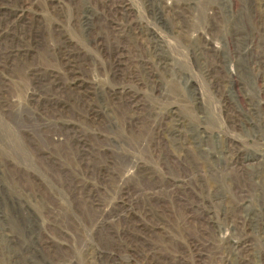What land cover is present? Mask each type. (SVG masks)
<instances>
[{
	"label": "rangeland",
	"instance_id": "374dc122",
	"mask_svg": "<svg viewBox=\"0 0 264 264\" xmlns=\"http://www.w3.org/2000/svg\"><path fill=\"white\" fill-rule=\"evenodd\" d=\"M0 264H264V0H0Z\"/></svg>",
	"mask_w": 264,
	"mask_h": 264
}]
</instances>
